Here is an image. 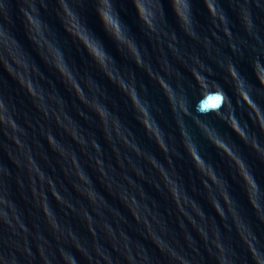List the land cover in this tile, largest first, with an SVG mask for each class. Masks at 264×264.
<instances>
[{
    "label": "clouds",
    "instance_id": "1",
    "mask_svg": "<svg viewBox=\"0 0 264 264\" xmlns=\"http://www.w3.org/2000/svg\"><path fill=\"white\" fill-rule=\"evenodd\" d=\"M0 264H264V0H0Z\"/></svg>",
    "mask_w": 264,
    "mask_h": 264
},
{
    "label": "water",
    "instance_id": "2",
    "mask_svg": "<svg viewBox=\"0 0 264 264\" xmlns=\"http://www.w3.org/2000/svg\"><path fill=\"white\" fill-rule=\"evenodd\" d=\"M92 22H93V25L97 28V31H99V27H98V25L95 24L94 18H93Z\"/></svg>",
    "mask_w": 264,
    "mask_h": 264
}]
</instances>
